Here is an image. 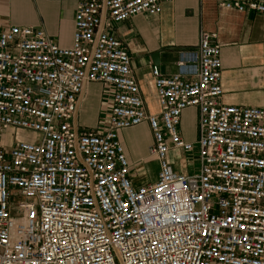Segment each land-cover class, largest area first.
Masks as SVG:
<instances>
[{
  "label": "built area",
  "instance_id": "obj_1",
  "mask_svg": "<svg viewBox=\"0 0 264 264\" xmlns=\"http://www.w3.org/2000/svg\"><path fill=\"white\" fill-rule=\"evenodd\" d=\"M48 1L75 4L70 46L40 26L0 31V264H264V107L222 102L216 35L201 32L172 76L152 66L150 114L112 32L174 0ZM200 1L264 18V0ZM93 83L110 91L108 124L81 133ZM189 108L195 142L180 130ZM144 123L158 173L138 185L118 133ZM175 152L197 165L177 172Z\"/></svg>",
  "mask_w": 264,
  "mask_h": 264
},
{
  "label": "crops",
  "instance_id": "obj_2",
  "mask_svg": "<svg viewBox=\"0 0 264 264\" xmlns=\"http://www.w3.org/2000/svg\"><path fill=\"white\" fill-rule=\"evenodd\" d=\"M74 15L75 4L69 1L0 0V31L12 25L40 26L52 40L68 47L72 43ZM203 31L214 33L222 48V85L225 91L222 102L229 106L264 107V18L255 13L226 10L212 1L174 0L163 5L159 16L131 18L118 24L112 32L132 57V70L150 114H155L150 110V104L158 107L151 74L152 58L158 56L156 66L162 75L176 74L181 52L196 49ZM109 92L99 83L86 86L79 97L74 120L79 132H94L99 125L105 127L108 124L111 110ZM87 116H90V123L86 121ZM198 123L197 109L184 111L180 130L186 141H196ZM134 129L142 130L149 138L140 155H136L133 141L126 138ZM118 135L130 162L140 165L144 179H148L144 162L153 159L149 155L152 136L148 124L120 131ZM177 153L180 159L176 158ZM170 158L174 169L180 173L191 171L197 165L183 152H175ZM190 162L193 164L191 169L188 167ZM143 180L137 179L136 184H142Z\"/></svg>",
  "mask_w": 264,
  "mask_h": 264
},
{
  "label": "rangeland",
  "instance_id": "obj_3",
  "mask_svg": "<svg viewBox=\"0 0 264 264\" xmlns=\"http://www.w3.org/2000/svg\"><path fill=\"white\" fill-rule=\"evenodd\" d=\"M149 108L150 110H154L153 113H158L159 112V106L156 107V105H149ZM86 121L88 123H90V116H87L86 118ZM98 128H102V125ZM97 129V127H96ZM13 131L10 130L8 132V134L10 135ZM8 135V137H9ZM121 140L123 139L122 135H121ZM126 138L128 140H132L133 144H132V147L134 146L135 147V151H136V155H140L142 152H143V149H144V146H145V143L147 144L148 141H149V138L147 136L146 133H143L142 130H139V129H134V130H131L129 132L128 135H126ZM17 140H20V138H18ZM3 144L4 145H8L9 147L12 145L10 143H8L6 140L3 141ZM130 145H131V142H130ZM176 158L177 159H180L178 153L176 154ZM145 163V168H146V172H147V175H148V179H144V171L142 168H140V165H133V172L137 174L138 176V179L142 182V180L144 179L145 182H148L149 180H154L157 173H158V167L157 165L155 164V161H153V159H148L147 162H144ZM193 166V164L190 162L188 163V167L191 169ZM143 180V181H144ZM139 181V182H140Z\"/></svg>",
  "mask_w": 264,
  "mask_h": 264
},
{
  "label": "water",
  "instance_id": "obj_4",
  "mask_svg": "<svg viewBox=\"0 0 264 264\" xmlns=\"http://www.w3.org/2000/svg\"><path fill=\"white\" fill-rule=\"evenodd\" d=\"M152 60H153L154 65H157V64L159 63V59H158V56H157V55H155V56L152 58Z\"/></svg>",
  "mask_w": 264,
  "mask_h": 264
}]
</instances>
